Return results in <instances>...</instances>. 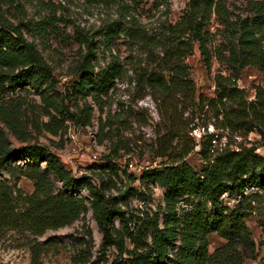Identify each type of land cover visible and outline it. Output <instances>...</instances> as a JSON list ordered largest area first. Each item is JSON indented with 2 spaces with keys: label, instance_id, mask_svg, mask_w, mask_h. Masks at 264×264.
<instances>
[{
  "label": "rangeland",
  "instance_id": "374dc122",
  "mask_svg": "<svg viewBox=\"0 0 264 264\" xmlns=\"http://www.w3.org/2000/svg\"><path fill=\"white\" fill-rule=\"evenodd\" d=\"M214 1L218 8L207 25L211 61L206 64L200 47L194 46L186 63L197 95L194 101L176 97L178 112L173 118L174 128H170L172 119L159 106L161 100H155L154 91L143 87L142 78L153 73L168 76L161 59L178 43L175 25L188 10L189 0H0L1 12L42 52L55 78L54 87L45 85L37 90L31 85L0 87V133L9 149H46L74 178L88 177L99 187L104 184L105 193L117 197L128 216L133 212L142 217L158 215L161 227L166 216V188L142 178L149 169L172 164L169 158L157 157L156 150L168 145L175 133L181 135L174 137L172 148L177 153L193 148L185 161L195 170L204 165L200 143L207 133L215 134L214 150L254 147L264 158V139L259 131L246 137L216 129L220 124L214 112L200 105L201 96L215 97L219 77L230 78L246 91L248 101H255L257 87L264 89V71L248 66L237 75L239 67L230 57L241 37L240 24L254 19L264 9V0ZM77 31L93 39L97 72L112 64H117L121 72L110 91L99 99L73 91L81 78L78 66L87 53L76 41ZM85 107L90 108L92 116L87 126L74 122L68 114L79 118L87 113L82 112ZM108 160L118 175L108 168ZM31 164L29 160L3 164L0 181L31 195L35 182L26 176ZM45 164L40 163L47 171ZM48 174L56 185L55 195L91 199L86 189L76 194ZM128 181L130 188L121 197ZM198 204L196 198L182 200L177 205L180 217L183 219L184 212ZM224 204L250 214L246 226L252 240L237 247L244 264H264V189L250 188L243 196H229ZM207 209L212 210L209 204ZM116 229L122 232L119 221ZM149 238L151 242L150 233ZM208 241V256L227 244L213 233ZM179 246L177 242L169 254L170 261ZM83 260L88 264L123 262L115 247L104 245L91 208L85 218L46 230L41 236L22 230H7L0 235V264H82Z\"/></svg>",
  "mask_w": 264,
  "mask_h": 264
},
{
  "label": "trees",
  "instance_id": "16d2710c",
  "mask_svg": "<svg viewBox=\"0 0 264 264\" xmlns=\"http://www.w3.org/2000/svg\"><path fill=\"white\" fill-rule=\"evenodd\" d=\"M217 8L214 0H189L188 10L175 25L180 36L178 43L168 48L161 59L168 76L153 73L142 78L143 87L154 91L155 100H161L159 106L165 108L168 119H172L170 128H174L173 118L178 112L176 97L194 101L197 95L191 68L186 63V59L194 53V46L200 47L206 64L211 61L207 25ZM1 10L0 87L9 85L16 89L31 85L36 90L45 85L54 87L53 71L42 52L27 39L24 30L7 19ZM239 31V43L230 52L231 60L239 67L237 75L248 66L264 71V9L259 10L254 19L241 23ZM76 41L87 49V53L78 66L81 78L79 84L73 86V91L77 95L81 93L99 99L119 79V66L112 64L97 72L93 39L85 32L77 31ZM217 88L214 98L200 97L202 109L204 106L211 109L220 124L215 128L246 137L259 131L264 139V89L257 87L255 101H248L246 91L233 84L230 78L219 77ZM90 111L89 107H85L82 112L87 113L79 118L72 112L68 114L74 122L87 126L91 124ZM186 123L189 124L188 120ZM180 135L175 133L168 140V145L156 150L157 157L169 158L172 164L149 169L142 178L166 188V216L161 227L158 215L142 217L133 212L128 216L127 210L119 206L118 198L105 193L104 184L99 187L88 177L74 178L62 162L46 149L38 146L11 151L4 134L0 133V170L3 164L29 160L32 170L26 176L35 182V191L24 195L0 181V235L7 230H22L41 236L46 230L58 229L85 218L91 208L104 245L119 251L121 264H244L237 247L252 240L246 226L250 214L231 209L224 204L222 196L229 193L231 197H237L245 195L250 188L264 189V158L257 154L254 147L234 150L226 146L225 149L214 150L215 134L207 133L200 143L204 165L195 170L185 161L193 148H185L179 153L172 148L174 137L180 138ZM40 163H46L47 171ZM107 165L112 168V173L118 175L112 161L108 160ZM48 173L55 175L64 188L76 194L86 189L91 199L55 195L56 185ZM192 198L198 199L199 204L184 212L182 219L177 205ZM208 204L211 211L207 209ZM117 221L122 232L116 229ZM149 233L152 235L151 242ZM211 233L217 234L227 244L208 256V236ZM89 236H92L91 233ZM177 242L180 246L174 260L170 261L169 254ZM82 264L88 263L83 260Z\"/></svg>",
  "mask_w": 264,
  "mask_h": 264
},
{
  "label": "water",
  "instance_id": "95a60500",
  "mask_svg": "<svg viewBox=\"0 0 264 264\" xmlns=\"http://www.w3.org/2000/svg\"><path fill=\"white\" fill-rule=\"evenodd\" d=\"M129 188H130V183H129V181H128L125 190L121 193V197H123V196L126 195V193H127V191L129 190Z\"/></svg>",
  "mask_w": 264,
  "mask_h": 264
},
{
  "label": "built area",
  "instance_id": "2783aa9c",
  "mask_svg": "<svg viewBox=\"0 0 264 264\" xmlns=\"http://www.w3.org/2000/svg\"><path fill=\"white\" fill-rule=\"evenodd\" d=\"M230 194L229 193H226L222 196V199L226 202L227 199L229 198Z\"/></svg>",
  "mask_w": 264,
  "mask_h": 264
}]
</instances>
